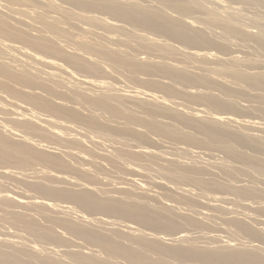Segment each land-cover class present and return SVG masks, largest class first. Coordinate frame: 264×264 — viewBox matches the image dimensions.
<instances>
[{"label": "bare ground", "instance_id": "1", "mask_svg": "<svg viewBox=\"0 0 264 264\" xmlns=\"http://www.w3.org/2000/svg\"><path fill=\"white\" fill-rule=\"evenodd\" d=\"M5 1H9L10 3L15 2V0ZM57 1H59V3L55 0H21L23 3L27 2L39 6L41 11L34 10L30 12L26 9L16 10V8L14 10L9 8V14L12 13V15L15 14L20 17L16 18V22H24L27 28L37 32L38 36L34 37H29L26 33L15 29L12 31L7 25V20L4 19V17L7 18V16H9L8 13L6 14L7 16L3 18L0 15V34L7 37V39L16 40L24 45V47H19L14 45V42L4 37L0 39V77L4 79L2 80L4 82H0V88L14 100H7L9 101L7 102L5 99L7 105L5 104L6 102L1 104L4 100L0 101V114L8 116L3 118L5 119V123L11 125L8 127L7 124L3 123L4 121L0 122V166L2 167V165H4V168L5 165L7 167H33L39 165L42 168L38 172L40 176L42 175L41 178L53 180L57 184L71 186L73 188L53 187L47 184L45 186V183L42 185L38 183L39 181H35V183L32 184L27 183L28 188L27 186L23 187L27 189L31 188L36 194H40L41 196H39L43 197L40 200L26 198L19 193L0 195V210L4 212L3 218L9 220L11 225L22 228L29 237L28 241L31 238L34 243H46L45 245L51 246L39 250L36 246L37 244L34 246L29 244V247H25L22 244L23 242L21 243L22 240L18 242L7 238H0V264H70V261L83 264H108L109 262L112 263L109 259L114 257L123 259L131 264H264V249H261L263 248L261 246V248L254 245L251 247L248 246V248H239L238 246L236 247V245L229 244L221 247L217 246L216 248H199L192 244L188 246L164 245L163 242L160 241V238H148L145 234L127 235L128 239L127 241L125 240V243L123 235L117 233L118 229L116 230L117 232L106 233L93 227L94 223H105L110 225L109 223L111 221L103 220L102 218L87 220L82 215H76V217L73 218L70 216L71 209L69 207L53 203L50 200L58 199L75 204L85 212L124 218L143 228L145 227L152 231L162 232L164 235H167L165 233L177 232L178 228L191 229V227L198 225V221L196 222L192 220V218L190 219V215L187 217L186 214V217H184L175 214V206L173 207L169 204H150L147 196L150 192H153V188H157L170 192L171 197L166 193L167 196L170 198L173 196V198L181 202V204L194 205L199 201L198 198L196 200V197H199L201 201H204L201 202L204 207H207V209L209 207L211 211L214 212L209 215H207V212L205 216L203 215L204 212H201L200 214L204 216L203 218L206 217L207 219L213 220L215 218H220L223 223L227 225L228 229H233V232L242 233L253 239H259L261 236L259 235L260 233H257L258 230L251 228L242 220L236 218V216L233 218L230 216L229 218L224 216V214L228 215L233 213L229 205L234 204L237 206V204L239 205L240 202L246 200L243 198L263 199L264 191L262 189H264V187H262L261 190L252 186L235 187L233 186L235 183L231 185V182L223 183L221 180L222 183H219V180L215 181L214 178L211 179L206 177L207 179H204L201 175L205 172L209 175L214 174H212L205 165L199 166L189 164L188 160V164L179 163L173 159L164 158V156L160 155L158 152L139 146L137 147L132 144H134V142L136 144L140 142L139 144H141L148 141L150 137L147 138L146 134L139 129L143 128L149 134H155L158 137L161 136V138L169 137V139L172 138L173 141L176 139L186 142L187 144L215 148L219 152L221 151L227 158L234 160L242 166L240 167L238 165L240 168L229 167L230 165L227 168L225 165V167L221 166L220 170L223 172V175L229 178L234 179L238 173L245 172L243 168L249 171L252 170L258 174V176H264V159H260V157L258 158L253 154H244L238 150V147L248 148L256 154L264 150V139H261V137L258 138L259 134L251 135L241 130V132H239L236 130L237 127L235 129L231 127V125H234V127L236 125L241 128H254L257 125L262 126L263 124L254 121V119L253 121L244 119L239 120L232 117H220L218 115L205 117L203 115L207 113V111L204 113L203 110H193V112L190 110L191 113H186L183 112L184 110L182 111L174 106V108L169 107L168 104H166L167 102L155 93L138 90L125 91L119 87H111L106 83H101L100 81L96 82L87 77H75V73H68L63 65L64 62H66L82 72L96 74L101 71L102 65H99L97 60L92 59L95 57L110 63L115 70L126 71L133 79V75L139 74L138 72L154 73V75L158 74L157 77L160 75L164 76L166 80H170L175 85H189L192 86V89L193 86L196 87L197 85L202 88L204 86H207V88L210 86L215 87V91L218 89L219 92H222V94L229 99V95L235 94V96H237L241 94L243 96L247 95L248 92L240 91V89L239 91L238 89L233 90L234 87L230 89L224 85V81V84L217 80L212 81L204 74H192V72L187 70V66L184 65V67L176 63H171L169 62V58L178 55L185 59V61L188 60L187 62L191 64V62H194V59L197 60L201 58L205 61L207 59H213V56L215 58L216 54L214 55L207 50H196L198 47H205L208 50L213 48L224 50V46L226 45L224 44L223 46V43H221V45L215 42L216 40L214 41L211 39L212 37H209L210 34L208 35L204 30L205 27L202 25L207 26L205 29H208V27H210V30L211 28H214L213 30L218 29L220 31V37L223 39H234L232 43L237 40L245 46L247 42L253 41L263 53L264 17H257V19L251 18L242 14L244 8L239 4V6L225 8L221 2L216 0H213L214 6L212 8H209L210 6H205V2L209 0ZM231 1L264 10V0ZM1 6L0 4V7ZM194 16L196 20L193 19ZM21 18L26 19L23 20ZM242 22L254 26L257 28V32H254V34H252V32L255 30H251V33L248 32V30H245ZM62 25L68 27V29L62 27ZM69 29L76 30V32H70ZM95 39H99V41ZM101 40L112 43V46L114 44L116 47L110 48L101 42ZM169 41L179 44L180 47L170 44ZM131 43L134 44V50L138 49L148 55H156L158 60L154 61L150 58L146 59L145 57V59H140L138 56L132 55L133 53L128 54V52L126 53L121 49L122 47L120 48V46L129 45ZM232 43L231 46L233 47L234 45H232ZM235 44L238 47H244L237 43ZM125 47L123 48L125 49ZM237 54L238 51H235L229 53L228 57L224 58L223 56V58L213 59L216 60L218 64L215 70L216 73L228 75L237 82V84H242L246 89H256V92L258 89H264V71L251 72V69L255 70L258 66L264 65V61L259 60V58L240 57L241 55L238 56ZM243 67L249 68L250 72ZM114 69L113 71H115ZM6 82H9L10 85L13 83L21 89L17 90V86L15 87L16 90L12 89L14 85H11V87L5 84ZM166 84H168V82ZM170 84L166 86H155L166 92V94L163 93L164 95L171 96L169 94L173 93L175 87L169 86ZM171 87H173V89ZM184 87H182L183 90ZM180 88L181 86H179V90H181ZM177 92L184 96L186 101L188 98L191 102H205L207 106L213 108L237 109L233 101L235 97L230 100L233 101V103H230L229 101L225 102V100H220L219 95L216 97L214 94L212 95L205 92L192 93L191 91L187 92L182 90ZM174 94L177 93H173L172 96H174ZM178 97L180 98V96ZM244 97L247 98L246 96ZM257 98L259 99L258 102H264V95L261 96V90L260 96ZM24 104L31 106L37 111L40 110L44 112L45 115H37L35 113L36 111L32 112V110L27 109ZM176 106H179L178 103ZM256 107H258V105ZM256 110L258 109L256 108ZM250 111L251 110H249V112ZM260 112L263 114L264 109H260ZM158 117H168L174 122L169 124L165 120L166 123H164L162 120V122L158 120ZM35 120L41 121L43 125L44 123L45 125L47 124V128L41 124L38 125ZM174 123H177L178 126ZM180 125V128L185 127L190 129V133L189 131L188 133L186 132L187 129L183 132L179 128ZM15 129H23L26 133L16 131ZM59 129H61V131ZM68 133H74L73 135H78L79 138L87 137L86 140L84 138L83 140L87 141L92 148L87 144L85 146V141L81 138L72 137V135L70 136ZM27 135H34L45 141L52 140L60 148H63V151L55 147L52 149L59 152H48L44 150L45 148L42 149L41 145L33 141L31 137H27ZM63 135L70 138H66ZM65 145H70V147L74 148H66ZM106 145L111 149L109 153L106 152L107 149L105 150ZM87 146L89 148L86 149ZM77 147H82L83 150H78ZM60 151L70 160L61 158L64 155L61 156L59 154ZM66 156L64 157L66 158ZM122 156L132 159V161L135 160L138 163L141 162L140 165L145 164L148 168L152 166L151 168H154L162 177V180L165 179L172 186L161 180L149 182V175L144 170L136 167H125L120 164L118 159ZM98 158L106 160L113 165V168L126 170L144 179V181L123 179L125 182L124 185L130 187H123V192L133 195L134 198L128 197L129 195L127 194L119 197H116L117 195L110 196L108 190L102 189L98 191L94 187H89L90 185L88 186L78 183L79 181H74V178H68L52 172V170L69 171L83 178V180L98 181L97 171L103 170L102 164L97 161ZM160 160L165 165H158L156 161ZM135 166H137V164ZM12 173L9 171H2L0 172V177H6L5 179L10 178L14 181L17 180V183H13L18 184V179L14 177L16 173L14 175ZM253 175L251 176L254 177ZM230 181H232V179H230ZM235 181L239 182V180L236 179ZM243 181L244 180H242V183ZM49 182L51 184V181ZM262 183H264V181H262ZM147 184H151L152 186L150 187ZM107 185L108 184H106V186ZM173 185L177 186L173 187ZM178 185L184 187L179 188ZM208 192H218V194L221 193V195L209 194ZM224 193L229 194V196L224 195ZM248 200L249 199H247V201ZM262 201H264V199L261 200V202ZM247 203L243 205L244 211L245 209L249 210L253 208L250 205L252 202L249 204ZM260 205H256L257 207L253 209L264 212V205L262 204L261 207ZM13 206L23 207L24 209L28 208L29 210L38 212L36 215L40 214L53 226L60 228L67 236L76 238L98 248L105 257L101 258L93 254H85L80 251L68 249L69 239L65 238L61 233H58L59 231L56 232L53 226H40V223L38 224L37 220L36 222L34 220L35 215H32V218L29 214H21L15 209V211L11 209ZM244 211L242 210L241 212ZM255 212L257 213V211ZM242 215L249 218L247 212L244 214L242 213ZM251 216L252 215H250V217ZM260 218L261 217H259L258 220H260ZM260 223L264 225V220H260ZM199 225L201 224L199 223ZM104 226L105 225L101 228ZM111 226L112 225H110V227ZM126 228L131 231V233L135 231L134 227L129 225L126 226ZM185 231L188 232V230ZM184 234L185 233L180 231L179 233L167 235V237H171V239H169L171 242L179 243L185 241L187 233L186 235ZM189 234L190 233H188V235ZM20 237L21 236H16L15 238ZM211 237L214 241H218L219 237ZM208 239L212 240L209 236ZM60 248L64 249L59 250ZM152 254L156 256L153 257ZM55 255H60L64 257V259L58 258L59 256L57 257Z\"/></svg>", "mask_w": 264, "mask_h": 264}, {"label": "rangeland", "instance_id": "2", "mask_svg": "<svg viewBox=\"0 0 264 264\" xmlns=\"http://www.w3.org/2000/svg\"><path fill=\"white\" fill-rule=\"evenodd\" d=\"M57 3H59V1H57V0H55ZM209 1H211V2H209ZM209 1H207V2H205L204 4H205V6L206 7H209V8H212L213 6H214V2H213V0H209ZM215 1V0H214ZM216 1H219V2H221V4L225 7V8H228V7H231V6H237L238 4L242 7V8H244L243 9V11H242V14L243 15H247V16H249V17H251V18H256L257 19V17L258 18H261V17H264V10L263 9H261V8H257V7H251V6H249V5H246V4H243V3H237L236 1H231V0H216ZM7 2H9V1H5V0H0V4L2 5L1 7H0V11H1V13H0V15L2 16V18L4 17V16H7L6 14L8 13V15L9 16H7V18L6 17H4V19L5 20H7L6 22H7V25H8V27L13 31L14 29L15 30H18V31H20V32H24V33H26L29 37H34V36H38V34H37V32L35 31V30H32V29H30V28H27L26 26H25V24H24V22H16V18L18 17V15H15V14H13L12 15V13H10L12 16H14V17H12L10 14H9V11H10V9L9 8H12V9H16V10H20V9H26V10H29L30 12H32V11H41V9H40V7L39 6H37V5H35V4H32V3H23V2H21V0H15V2H12V3H7ZM223 2V3H222ZM226 2V3H225ZM6 3V4H5ZM30 5V6H29ZM238 5V6H239ZM16 6V7H15ZM21 6V7H20ZM8 7V8H7ZM5 8H7V9H5ZM28 8V9H27ZM31 8V9H30ZM33 8V9H32ZM9 9V10H8ZM4 11V12H3ZM4 14V15H3ZM253 16H255V17H253ZM9 18V19H8ZM18 18H20V17H18ZM193 18V17H192ZM21 19H26V18H21ZM193 19H195V16H194V18ZM196 20V19H195ZM26 21V20H25ZM20 23V24H19ZM243 23V26H244V28H245V30H248V32H252L253 30H255V31H253L252 32V34H254V32L256 33L257 32V28H255L254 26H251V25H249L248 23H246V22H242ZM246 23V24H245ZM203 27H207L206 25H202ZM62 27H65V28H67L68 29V27H66V26H64V25H62ZM204 28V30L208 33V35H209V37L211 38V39H213L215 42H217V43H219V44H221V43H223V46H224V44L226 45V46H224V50H218V49H216V48H213V49H211V50H208L207 48H205V47H198L196 50H202V51H209L210 53L212 52V54H216L215 55V58H223V56H224V58L225 57H228V55H229V53H231V52H235V51H238V56L239 55H241L240 57H244V58H259V60H262V61H264L263 59H264V52L262 53V51H260L259 49H258V47L256 46V44L253 42V41H249V42H247L246 44H245V46H244V44H242V43H240L239 41H237V40H235V42L234 43H232L233 41H234V39H223V38H221L220 37V31L217 29H215V30H213L212 28H211V30H210V27H208V29H205ZM252 30V31H251ZM69 31L70 32H76V30H72V29H69ZM214 33H216V34H214ZM1 35V34H0ZM218 35V36H217ZM4 36H0V39L1 38H3ZM5 39H7V37H4ZM7 40H10V41H12V42H14L15 44L14 45H16V46H19V47H24V45H22L20 42H17L16 40H13V39H7ZM95 40H98L99 41V39H95ZM219 40V41H218ZM231 41V42H229V41ZM101 42H103L105 45H107V46H109L110 48H114V47H116L114 44H113V46H112V43H108V42H106V41H102L101 40ZM106 42V43H105ZM169 43L170 44H173V45H175L176 47H180V45L179 44H177V43H174V42H170L169 41ZM231 43H232V45H234L233 47L231 46ZM235 43H237V44H239V45H242V46H244V47H238ZM132 44V45H131ZM131 44H129V45H123V46H120V48L124 51V52H128V54H132V55H135V56H138V58H140V59H147V58H150L151 60H158V58H157V56L156 55H153V54H149L151 57H154V58H151L147 53H145V52H143V51H140V50H138V49H136V50H134L135 48H134V44L133 43H131ZM230 44V45H229ZM252 44V45H251ZM222 45V44H221ZM249 45V46H248ZM132 46V47H131ZM123 47H125V49H126V51H125V49L123 48ZM236 47V48H235ZM246 47V48H245ZM132 48V49H131ZM200 48V49H199ZM240 48V49H239ZM245 48V49H244ZM253 48V49H252ZM235 49V50H234ZM128 50V51H127ZM258 50V51H257ZM137 51V52H136ZM192 51H194V50H192ZM243 51V52H242ZM248 51V52H247ZM135 53V54H134ZM250 53V54H249ZM219 55H220V57H219ZM85 57H88V56H86V55H84ZM141 56H142V58H141ZM178 55H175L173 58H169V62H171V63H176V64H178V65H180V66H187V70H189L190 72H192V74L194 73L195 75L196 74H204V75H206L210 80H214V81H218V82H220V83H222V84H224L223 83V81L225 82V86L226 87H228V88H230V89H232L233 87V90L235 89V90H237L238 89V91H239V89H240V91H243V92H248V96L247 95H241V94H239V95H237V96H235V94L234 95H229V97H230V99L229 98H227V97H225V95L224 94H222V92H219V90L217 89L216 91H215V87H212V86H210V87H208L207 88V86H204L203 88L200 86L199 87V85H197L196 87H194L193 86V89L191 88L192 86H189V85H175L174 83H172L170 80L168 81V79L166 80V78L164 77V76H162V75H160V76H158L157 77V75L158 74H155L154 75V73H150L151 74V76H150V74L149 73H144V72H138L139 74H135V75H133L134 76V79H133V77H131V76H129L128 75V73L126 72V71H122V70H115L111 65H110V63H108V62H106L105 60H102V59H98V58H92V59H95V60H97V62L99 63V65H102L101 66V71H99L98 73H96V74H90V73H86V72H82L81 70H79V69H77L76 67H74V66H72L71 64H69V63H66V62H64V69L66 70V71H68V73L70 72V73H72V74H74L75 73V77H87L88 79H91V80H93V81H96V82H98V81H100L101 83H106V84H108L109 86H111V87H119L120 89H122V90H125V91H134V90H138V91H146V92H150V93H155L157 96H159V97H161V98H163L164 100H165V102H167L166 104H168V106L169 107H171V108H174V107H176L177 109H180V110H184L183 112H186V113H191V111L193 112V110H203L204 111V113L207 111V113H203L202 115L203 116H211V115H218V116H220V117H232V118H236V119H239V120H251V121H253V119H254V121H258L260 124H263L262 126L261 125H257L256 127H254V128H250V127H240V126H236L235 125V127H234V125H231V127H233L234 129L236 128V130H238L239 132H246V133H248V134H251V135H254V134H256V135H258L259 137L258 138H260L261 137V139L263 138L264 139V113L262 114V112H260V109H264V105H263V103L264 102H258V96H260V90H261V96H263L264 95V89L262 90V89H258L257 90V92H256V89H254V90H249V89H246L242 84H237V82H235L231 77H229L228 75H225V74H222V73H216V68H217V66H218V64L216 63V60H213V59H215L214 58V56H213V59H207L208 60V62H207V60H203V59H194V62H191V64H190V62L188 63L187 61H185V59H183L182 57H180V56H178ZM216 56H218V57H216ZM145 57V58H144ZM157 58V59H156ZM172 59V60H171ZM212 60V61H211ZM172 61H176V62H172ZM105 62H106V64H105ZM186 62V63H185ZM199 63V65H198V63ZM63 63V62H62ZM103 63V64H102ZM193 63H194V65H193ZM196 64V65H195ZM210 64V65H209ZM109 66V67H107V66ZM184 66V67H185ZM205 68H204V67ZM207 66V67H206ZM209 66V67H208ZM112 67V68H111ZM203 67V68H202ZM209 68H211V69H209ZM244 69H246L247 71H249L250 69L249 68H245V67H243ZM113 69L115 70V71H113ZM121 71V72H120ZM201 71V72H200ZM213 71V72H212ZM254 71H257V72H259V71H264V65H261V66H258L257 68H255V70H252L251 69V72H254ZM211 72V73H210ZM250 72V71H249ZM125 73V74H124ZM142 73V74H141ZM213 73V74H212ZM121 74V75H120ZM124 74V75H123ZM144 74V75H143ZM141 75V76H140ZM212 75V76H211ZM74 76V75H73ZM152 77V78H150V77ZM132 79H130V78ZM141 79H140V78ZM148 77V78H147ZM164 77V78H163ZM211 77H212V79H211ZM223 79V80H222ZM2 80H4V79H2L1 77H0V82H4V81H2ZM130 80V81H129ZM166 82H165V81ZM227 80V81H226ZM168 82V84H170V83H172V84H170L169 86H173V87H175V89H173V87H171L172 89H173V93H177V94H174V96H172V94L173 93H171V94H169V95H171V96H168V95H164V94H166V92H164L163 90H161V89H159L157 86H155V85H162V86H164L166 83ZM144 83V84H143ZM159 83V84H158ZM162 83V84H161ZM165 83V84H164ZM226 83H228V84H226ZM5 84H8L9 86H11L12 87V89H15L16 90V86L17 85H15V84H13V83H11V85L9 84V82H6ZM168 84H166V85H168ZM174 84V85H173ZM152 85V86H151ZM165 85V86H166ZM154 86V87H153ZM178 88H177V87ZM179 86H181V90L182 91H191L192 93H196V92H200V93H203V92H205V93H209V94H214V96H216V97H218V95H219V99L221 100H225V102H230V103H233V101L235 102L234 103V105H236V107H237V109H227V108H223V109H218V108H213V107H210V106H207V104L205 103V102H196V101H192L191 102V100L190 99H188L187 98V101H186V98L184 97V96H182L181 94H178L179 92H177V91H181V90H179ZM185 86V87H184ZM186 86H188V87H186ZM231 86V87H230ZM239 86V87H238ZM18 88H17V90H20L21 88L19 87V86H17ZM182 87H184V90L182 89ZM212 88V89H211ZM241 89H243V90H241ZM0 101H2V100H4V101H2L1 102V104H3L4 102H6L7 100H9V101H14L13 99H11L10 97H9V95L6 93V92H4L1 88H0ZM212 90V91H211ZM248 90V91H247ZM161 91V92H160ZM163 91V92H162ZM175 91V92H174ZM210 91V92H209ZM164 93V94H163ZM249 93H250V95H249ZM191 94V93H190ZM263 94V95H262ZM176 95V96H175ZM221 95V96H220ZM224 95V96H223ZM168 96V97H167ZM178 96H180V98L178 97ZM182 96V97H181ZM227 96V95H226ZM231 96H233V97H231ZM240 98H239V97ZM244 96H246L247 98H245ZM167 97V98H166ZM174 97H176V98H174ZM222 97V98H221ZM234 97H235V100H233V101H230V100H232V99H234ZM172 98V99H171ZM237 98V99H236ZM250 98V99H249ZM5 99H6V101H5ZM229 99V100H228ZM248 99V100H247ZM176 100V101H175ZM189 100V101H188ZM9 101H7V102H9ZM7 102L5 103L6 105H7ZM256 102V103H255ZM177 103H178V105L179 106H176L177 105ZM4 104V105H5ZM170 104H172V105H170ZM21 105H23V104H21ZM258 105V107H256ZM24 106L27 108V109H29V110H32V112H35L37 115L39 114H41V115H45L44 114V112H42V111H37V110H35L34 108H32L31 106H28V105H25L24 104ZM28 106V107H27ZM174 106V107H173ZM263 107V108H262ZM256 108L258 109V110H256ZM186 109V110H185ZM191 110V111H190ZM249 110H251L250 112H249ZM252 113H254V114H252ZM259 113V114H258ZM262 114V115H261ZM260 115V116H259ZM2 116V117H1ZM6 118V117H8V116H6V115H1L0 114V122H3L5 119L4 118ZM2 118H3V120H2ZM256 119V120H255ZM158 120H162L164 123H166V121L170 124H172V122H174L173 120H171V118H168V117H164V118H161V117H158ZM166 120V121H165ZM260 120V121H259ZM36 122H37V124L38 125H42V126H46V128H47V124L45 125V123H44V125H43V123L41 122V121H38V120H35ZM34 121V122H35ZM161 121V122H162ZM41 122V123H40ZM4 124H7V123H5V121L3 122ZM175 124V123H174ZM8 125V127H10L11 125L8 123L7 124ZM175 125H177L178 126V124L176 123ZM181 127V125L179 126V128ZM9 129H11V128H9ZM139 129H141V131H143L145 134H146V136H147V138L148 137H150V138H148V141H145V142H143V143H141V144H139L140 142H138L137 144L134 142V144H132V145H135V146H139V147H141V148H147V149H149V150H152V151H155V152H158L160 155H163L164 156V158H169V159H173V160H175V161H177V162H179V163H185V164H195V165H199V166H201V165H205L211 172H212V174L213 175H209L208 173H204V174H202L201 175V177L202 178H204V179H207V178H211V179H213L214 178V180L215 181H218L219 183H222V181H223V183H226V182H228V183H230L231 185L233 184V183H235V184H233V186H235V187H238V186H245V187H249V186H252V187H255V188H258V189H260L261 190V188L262 187H264V183H262V181H264V176H261V175H259L258 176V174H256L255 172H253L252 170H247V169H245V168H243L244 170H245V172H240V173H238L235 177H237V178H235L234 177V179L233 178H229V177H227L226 175L224 176L223 175V172L220 170V167L222 166H226V168L229 166V167H242L241 166V164L239 165V163H237V162H235L234 160H232V159H230V158H227L224 154H222V152L220 151H218V150H216L215 148H208V147H201V146H197V145H193V144H187L186 142H182V141H178V140H176V139H174V141H173V139L172 138H170L169 139V137L167 138V137H163V138H161V136L160 137H158L157 135H155V134H149L147 131H145V129H143V128H139ZM183 132H185L186 131V129L187 128H180ZM16 131H19V132H23V133H26V131L25 130H23V129H15ZM60 131H61V129H59ZM241 130V131H240ZM247 130V131H246ZM261 130V131H260ZM64 131V130H63ZM62 131V132H63ZM80 131V130H79ZM188 131H189V133H190V129H187V133H188ZM64 132H66V131H64ZM191 132H192V130H191ZM261 132V133H260ZM67 133V132H66ZM65 133V134H66ZM20 134V133H19ZM68 134H70V133H68ZM74 133H72V134H70V136L72 135V137H77V138H79L78 137V135H73ZM80 135V134H79ZM82 135V134H81ZM150 135V136H149ZM152 135V136H151ZM63 136H65L66 138H70V137H67L66 135H63ZM82 136H84V135H82ZM86 136V135H85ZM156 136H157V138H156ZM27 137H31V139L33 140V141H35V142H37V143H39L40 145H41V147H42V149L43 148H45L44 150H46V151H48V152H59V151H56V150H53L52 148H57V149H62V151H63V148H60L58 145H56V143L54 142V141H52V140H43V139H40V138H38V137H36V136H34V135H27ZM153 139H152V138ZM81 138V137H80ZM79 138V139H80ZM85 140L87 139V137L85 138V137H83ZM83 138H81L82 140H83ZM165 138H167V139H165ZM156 139V140H155ZM85 140H83V141H85ZM152 140V141H151ZM158 140H159V142H158ZM164 140V141H163ZM165 140H167V141H165ZM154 141H155V143H154ZM168 141H169V143H168ZM157 143V144H156ZM178 143V144H177ZM54 144V145H53ZM86 144L87 145H89V147H91V145L89 144V143H87V141H85V146H86ZM165 144V145H164ZM170 144V145H169ZM172 144V145H171ZM145 145V146H144ZM156 145V146H155ZM175 145V146H174ZM48 146V147H47ZM66 146V148H74V147H70V145H65ZM150 146V147H149ZM88 146L86 147V149L87 148H89ZM181 147V148H180ZM184 149H183V148ZM49 148V149H48ZM80 148V147H79ZM78 147H77V149L78 150H81L82 149V147L79 149ZM92 148V147H91ZM126 148H128V147H126ZM159 148H161V149H159ZM107 149V150H106ZM68 150V149H67ZM83 150V149H82ZM105 150H106V152H110L111 151V149L110 148H108V146L106 145L105 146ZM238 150H240L241 152H243L244 154H247V155H255V156H257L258 158L260 157V159H264V150H261V151H259L258 153H253V151L252 150H250V149H248V148H243V147H238ZM62 151H60V155L62 156V155H64V156H66ZM96 151V150H95ZM159 151H161V152H159ZM181 151V152H180ZM97 152H98V150H97ZM183 152V153H182ZM261 153V154H260ZM195 154V155H194ZM59 155V156H60ZM191 155V156H190ZM60 156V157H61ZM61 157V158H63V159H66V160H68L69 158L66 156V158L65 157ZM190 156V157H189ZM195 156H197V157H195ZM124 159H123V158ZM122 157H120L119 159H118V162L120 163V164H122V165H124L125 167H136V168H139V169H141V170H144L148 175H149V182L150 181H163L164 183H166V184H169L170 185V183L168 182V181H166L165 179L164 180H162V177L154 170V168H151V167H146L145 166V164H143V165H140L141 164V162H136L135 160H133L132 161V159H129L128 157H124V156H122ZM128 159V160H127ZM194 159V160H193ZM230 159V160H229ZM70 160V159H69ZM187 160H188V163H187ZM97 161H99L101 164H102V166H103V170H99V171H97V176H98V178H99V180L98 181H96V180H94V181H91V180H83V178H81V177H78L77 175H75L74 173H72V172H69V171H62V170H56V171H54V170H52V172L54 173V174H61V175H63V176H66V177H68V178H74L73 180L75 181L76 180V182H78V183H82V184H85V185H90L89 187H94V188H96L98 191H100V190H108L110 193H109V195L110 196H115V195H117L116 197H119V196H123V195H129L128 197H130V198H134V196L133 195H130V194H128V193H124L123 192V187L125 188V186L126 185H124L125 184V182H124V180L125 179H134V180H136V181H138V180H142V181H144V179H142L139 175H136V174H132V173H130V172H128V171H126V170H123V169H116V168H113L112 166L113 165H111L109 162H107L106 160H101L100 158H98L97 159ZM132 161V162H131ZM186 161V162H185ZM190 161H192V162H190ZM231 161V162H230ZM233 161V162H232ZM71 162H73V161H71ZM133 162H135L136 164H137V166H135L136 164L135 163H133ZM157 162V164L158 165H165V164H163L162 163V161L160 160V161H156ZM235 162V163H234ZM132 163V164H131ZM225 163V164H224ZM233 163V164H232ZM237 164V165H236ZM219 165V166H218ZM234 165V166H233ZM236 165V166H235ZM239 165V166H238ZM3 166L4 165H2V167L0 166V172H14V173H12L13 175H14V177L16 178V179H18V184H16L17 183V180H12V179H10V178H7V179H5L6 177H0V195H4V194H12V193H19V194H21V195H23L24 197H26V198H35L36 200H40V199H42L43 197H40L38 194H36V192L35 191H33L31 188H29V189H27L28 188V184H32V183H35V181L36 182H38V183H41L42 185H43V183H45L44 185L46 186V184L47 185H49V186H53V187H60V188H67V189H72L73 187H71V186H65V185H62V184H57L55 181H53V180H47V179H44V178H41L42 177V175L40 176V174L38 173L42 168H41V166H39V165H35V166H21V167H15V166H6L5 165V167L3 168ZM224 166V167H225ZM154 167V166H153ZM239 167V168H240ZM145 168V169H144ZM3 169V170H2ZM7 169V170H6ZM148 169V170H147ZM2 170V171H1ZM4 170H6V171H4ZM10 170H13V171H10ZM34 171V172H33ZM148 171V172H147ZM152 172V173H150V172ZM157 173L156 175H154L155 173ZM247 171V172H246ZM248 171H249V173H248ZM251 172V173H250ZM19 173H20V175H19ZM37 175H36V174ZM150 173V174H149ZM218 173V174H217ZM254 174V175H253ZM256 174V175H255ZM23 175V176H22ZM32 175V176H31ZM39 175V176H38ZM152 175V176H151ZM215 175V176H214ZM220 175V176H219ZM240 175H241V177H240ZM251 175H253L254 177H252ZM17 176V177H16ZM20 176V177H19ZM35 176V177H34ZM158 176V177H157ZM205 176V177H204ZM214 176V177H213ZM30 177V178H29ZM207 177V178H206ZM217 179H216V178ZM245 177V178H244ZM247 177H248V180H247ZM1 178H3V179H1ZM120 178V179H119ZM125 178V179H124ZM6 181H5V180ZM12 180V181H10V180ZM35 179V180H34ZM40 179V180H39ZM124 179V180H123ZM225 179H226V181H225ZM230 179H232V181H230ZM235 179L236 180H239V182L238 181H235ZM251 179V180H250ZM222 180V181H221ZM241 180V181H240ZM242 180H244L243 181V183H242ZM247 180V181H246ZM10 181V182H9ZM34 181V182H33ZM49 181H51V184H50V182ZM101 181V182H100ZM123 183H122V182ZM225 181V182H224ZM234 181V182H233ZM13 182H16V183H13ZM168 182V183H167ZM241 182V183H240ZM8 183V184H7ZM28 183V184H27ZM56 183V184H55ZM88 183V184H87ZM240 183V184H239ZM246 183V184H245ZM254 183H256V184H254ZM11 184V185H10ZM106 184H108L107 186H106ZM258 184V185H257ZM13 185H15V186H13ZM58 185H60V186H58ZM147 185H149L150 187L152 186L151 184H147ZM260 185V186H259ZM5 186V187H4ZM13 188H12V187ZM25 186H27V188H24ZM128 186V185H127ZM126 186V188H130L129 186L127 187ZM170 186H172V185H170ZM177 186V185H176ZM176 186H174L173 185V187H176ZM17 187V188H16ZM71 187V188H70ZM178 187L180 188V187H184V186H181V185H178ZM260 187V188H259ZM20 188V189H19ZM101 188V189H100ZM8 189V190H7ZM33 191V192H35V193H33L31 190ZM75 189V188H74ZM153 190V192H150L149 193V195L147 196V199L149 200V203L150 204H152V205H157V204H169L170 206H175L174 207V209H175V214H177V215H179V216H184V217H188L189 215H190V219L192 218V220H194V221H198L197 223H198V225L197 226H195V227H191V229H186V228H178V231L177 232H174V233H165V234H167V235H171V234H175V233H179L180 231L182 232V233H185L184 235H186V233H187V235H186V239H185V241H183V242H179V243H173V242H171L169 239H171V237L170 236H168L167 237V235H164L162 232H158V231H152V230H149V229H147V228H143L142 226H139L138 224H136V223H134V222H130V221H128V220H126V219H124V218H120V217H117V216H108V215H103V214H99V213H91V212H85L82 208H80V207H78V206H76L75 204H72V203H67V202H64V201H61V200H58V199H50L51 200V202H53V203H58L59 205H62V206H67V207H69L70 209H71V211H70V216L71 217H73V218H75L76 217V215H82V216H84L87 220H93V219H95V218H102L103 220H107V221H111L109 224L110 225H112L111 227H110V225H108V224H105V223H103V224H101V223H94V222H92V223H94V225H93V227H95L96 229H99L100 231H103V232H106V233H112V232H117L116 230L118 229V232L117 233H120L121 235H123V237H124V242L126 243V241H127V239H128V236L129 235H131V234H134V235H139V234H145L148 238H152V239H161L160 241H162L163 242V244L164 245H181V246H188V245H190V244H192V245H195L196 247H199V248H201V247H208V248H216L217 246L218 247H221V246H225V245H236V247L238 246L239 248H248V246L249 247H251L252 245H254V246H256V247H258V248H261V247H263V248H261V249H264V225L263 224H261L260 223V220H264V212H261V211H259V210H256V209H253V208H256L257 206H259L261 203L264 205V201H262L261 202V200H263L264 199V197H263V199H259V198H243V199H246V200H243L242 202H240V204L238 205L237 204V206L236 205H229L230 207L229 208H231V210H232V212L233 213H230V214H228V215H225L224 214V216H226V217H229L230 218V216L233 218L234 216H236V218H238V219H240V220H242L244 223H246L247 225H249L251 228H253V229H256V230H258L257 231V233H260L259 235L261 236L259 239H253V238H250L249 236H246V235H244V234H242V233H237V232H233V229H228V227H227V225H225V223H223V221L220 219V218H215L214 220L213 219H207L206 217L205 218H203L205 215H206V213H207V215H209V214H212V213H214V212H212L211 211V209L208 207V209H207V207H204V205L201 203V202H204V201H201V199H199V197H196V200H197V198H198V200L200 201H197V203H195L194 205H186V204H181V202H179L178 200H176L175 198H173V196H172V198H170L171 197V195H170V192H166V191H164V190H161V189H157V188H153L152 189ZM263 191H264V189H262ZM158 191V192H157ZM160 192V193H159ZM32 193V194H31ZM123 193V194H122ZM166 193H168V195L170 196V197H168L167 196V194ZM207 193V192H206ZM209 194H211L212 192H208ZM34 194V195H33ZM212 194H217V195H221V193H219L218 194V192L217 193H215V192H213ZM38 195V196H37ZM224 195H228L229 196V194H226V193H224ZM159 196V197H158ZM167 196V197H166ZM38 197H40V198H38ZM157 197V198H156ZM38 198V199H37ZM156 198V199H155ZM169 198V199H168ZM247 199H249L248 201H247ZM259 199V200H258ZM171 200H173V201H171ZM203 200V199H202ZM242 200V199H241ZM251 200V201H250ZM252 202V204L250 203V202ZM176 202V203H175ZM248 202V203H247ZM249 204L250 203V205L253 207V208H251V209H249V210H246L245 209V211H244V207H243V205H245V204ZM177 204V205H176ZM197 204V205H196ZM262 204L260 205V207L262 206ZM200 205V206H199ZM257 205V206H256ZM232 206V207H231ZM236 206V207H235ZM180 208V209H178V208ZM185 207V208H184ZM235 207V208H234ZM20 208V209H19ZM183 208V209H182ZM232 208H234V209H232ZM11 209H15L17 212H20L21 214L23 213V214H29L31 217H32V215L34 216L35 215V217H34V220H35V222H36V220H37V223L39 224L40 223V226H43V227H47V226H53L50 222H48V220H46L44 217H42L40 214L39 215H36V214H38V212H36V211H34V210H29L28 208H23V207H19V206H13ZM204 209V210H203ZM253 209V210H252ZM14 210V211H15ZM21 210V211H20ZM244 211V212H241V211ZM257 211V213L255 212V211ZM26 211V212H25ZM211 211V212H210ZM2 212V213H1ZM30 212V213H29ZM177 212V213H176ZM182 212V213H181ZM203 213V215L204 216H202V214H200V213ZM210 212V213H209ZM248 213V217L249 218H247V217H245V216H243L242 215V213L244 214V213ZM76 213V214H75ZM180 213V214H179ZM239 213V214H238ZM182 214H184V215H182ZM187 214V215H186ZM199 214H200V216H199ZM186 215V216H185ZM196 215V216H195ZM250 215H252L251 217H250ZM199 216V217H198ZM256 216H259V217H261L260 218V220H258L259 219V217H256ZM4 217V212L3 211H1L0 210V238H4V239H11V240H15V241H18V242H20L21 240V243L25 246V247H29L30 245H36L37 246V248L39 249V250H43V249H46V247L47 248H49V247H51L50 245H45L44 243L42 244V243H34V241L31 239H29V241H28V235H27V233L25 232V231H23L22 230V228H20V227H15V226H13V225H11V223L9 222V220H6L5 218H3ZM257 219H256V218ZM33 218V217H32ZM202 218V219H201ZM201 219V220H200ZM207 219V220H206ZM256 219V220H255ZM2 220V221H1ZM5 221V222H4ZM40 221V222H39ZM47 221V222H46ZM199 223L202 225H199ZM204 223V224H203ZM212 223V224H211ZM114 224V225H113ZM103 225H105L103 228H101ZM132 226V227H134V229H135V231L134 232H132L131 233V231H129L127 228H126V226ZM206 225V226H205ZM214 226V227H213ZM54 227V230L56 231V232H58V233H61L63 236H65V238H67V239H69V243H68V249H70V250H75V251H80V252H83V253H85V254H93V255H96V256H99V257H101V258H104L105 257V255L102 253V252H100L99 251V249L98 248H96V247H93V246H91V245H89V244H87V243H84L83 241H81V240H78V239H76V238H73V237H69V236H67L60 228H58V227H56V226H53ZM115 227V228H114ZM135 227H137V228H135ZM140 227H142V228H140ZM198 227V228H197ZM209 227V228H208ZM123 229V230H122ZM194 229V230H193ZM201 229H203V230H201ZM124 230H125V232H124ZM128 230V231H127ZM137 230V231H136ZM185 230H188V232L187 231H185ZM220 230V231H219ZM255 230V231H256ZM143 231V232H142ZM147 231V232H146ZM204 231V232H203ZM149 233H151V234H149ZM188 233H190L189 235H188ZM207 233V234H206ZM263 233V234H262ZM25 234V235H24ZM203 234H204V236H203ZM23 235H24V237H23ZM27 235V236H26ZM128 235V236H127ZM191 235V236H190ZM195 235H196V237H195ZM206 235V236H205ZM209 236V238H211L212 240H210V239H208V236ZM16 236H21L20 238H15ZM67 236V237H66ZM192 238V237H194V238H190V237ZM211 236H217V237H219L218 238V241L217 240H215L214 241V239L211 237ZM9 237V238H8ZM23 237V238H22ZM26 237V238H25ZM202 239H201V238ZM200 240H198V239ZM18 239V240H17ZM25 239V240H24ZM263 239V240H262ZM126 240V241H125ZM202 240V241H201ZM25 243V244H24ZM30 244V245H29ZM29 245V246H28ZM258 245V246H257ZM40 246V247H39ZM261 246V247H260ZM61 249H64V248H60L59 250H61ZM55 256H59L58 258H62V259H64V257H61L60 255H55ZM152 256L153 257H155L156 255L155 254H152ZM66 261L68 260V259H65ZM69 261V260H68ZM109 261H112V263L111 262H109L108 264H131V263H127L125 260H123V259H120V258H117V257H114V258H110L109 259ZM125 261V262H124ZM114 262V263H113ZM70 264H83V263H79V262H75V261H70L69 262ZM96 264H98V263H96ZM107 264V263H106Z\"/></svg>", "mask_w": 264, "mask_h": 264}]
</instances>
